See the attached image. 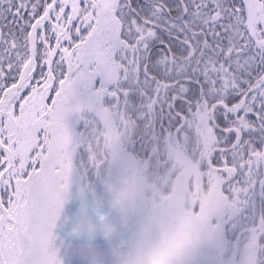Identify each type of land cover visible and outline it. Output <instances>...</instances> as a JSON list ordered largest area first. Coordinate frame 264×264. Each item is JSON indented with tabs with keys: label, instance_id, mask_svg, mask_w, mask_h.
I'll use <instances>...</instances> for the list:
<instances>
[{
	"label": "snow or ice",
	"instance_id": "snow-or-ice-1",
	"mask_svg": "<svg viewBox=\"0 0 264 264\" xmlns=\"http://www.w3.org/2000/svg\"><path fill=\"white\" fill-rule=\"evenodd\" d=\"M0 264H264V0H0Z\"/></svg>",
	"mask_w": 264,
	"mask_h": 264
},
{
	"label": "rangeland",
	"instance_id": "rangeland-1",
	"mask_svg": "<svg viewBox=\"0 0 264 264\" xmlns=\"http://www.w3.org/2000/svg\"><path fill=\"white\" fill-rule=\"evenodd\" d=\"M181 166L178 162V167ZM186 173H183L181 174V178H182V181H183V186H186Z\"/></svg>",
	"mask_w": 264,
	"mask_h": 264
}]
</instances>
